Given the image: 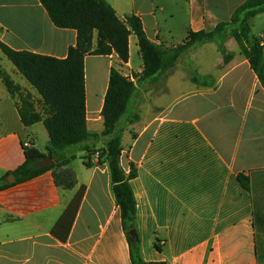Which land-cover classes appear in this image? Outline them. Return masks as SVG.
<instances>
[{
  "label": "crops",
  "instance_id": "1",
  "mask_svg": "<svg viewBox=\"0 0 264 264\" xmlns=\"http://www.w3.org/2000/svg\"><path fill=\"white\" fill-rule=\"evenodd\" d=\"M105 1L123 21L140 18L151 42L173 49L190 32L230 23L248 0ZM254 19L247 46L259 40L264 55V28L255 35ZM0 42L16 51L65 59L77 43V31L56 27L40 0H0ZM225 49L231 56L227 63L217 42L195 45L174 68L155 76L157 81L136 83L133 105H138L139 120L129 125L127 141L123 135L121 164L127 172L130 164L137 168L130 185L147 263L264 264V82L233 37ZM129 53L128 63L116 54L85 58L91 133L104 130L112 67L134 82L143 71V64L133 67V54L141 57L134 34ZM1 72L40 98L0 49V178L25 163L24 146L46 154L49 142L42 122L24 126L19 100ZM99 141L103 144L95 149L107 139ZM84 159L71 168L77 178L72 190L59 188L52 170L0 190V264H132L109 166L96 154L86 153ZM239 176L249 180V189ZM82 186L77 218L62 242L52 231Z\"/></svg>",
  "mask_w": 264,
  "mask_h": 264
},
{
  "label": "trees",
  "instance_id": "2",
  "mask_svg": "<svg viewBox=\"0 0 264 264\" xmlns=\"http://www.w3.org/2000/svg\"><path fill=\"white\" fill-rule=\"evenodd\" d=\"M40 1L56 27L77 31V43L69 49L67 58L58 59L28 51H16L0 42L3 54L40 97L37 99L32 93L24 91L7 73L1 72L7 89L19 100L18 110L22 123L30 127L42 122L49 136L46 154L34 147L24 146L25 163L0 178V190L50 170L53 171L59 188L72 190L77 185V178L68 166L75 156L68 155L67 151L73 147H81L89 155L99 153L98 158L109 166L112 191L121 211L122 227L128 240L132 264H162L147 263L142 258L141 240L136 226L137 204L130 185L138 172L134 164H130L129 172L121 164L124 132L128 125L139 120V115L135 113L128 117L124 127H120V122L132 106L138 87L134 81L112 67L102 109L104 130L101 134L91 133L87 128L85 58L89 55L116 54L122 62L128 63L129 37L134 34L143 60V71L137 76V80L143 84L146 81H157L155 76L174 68L181 55L195 45L217 42L225 55V62H229L231 56L226 53L225 41L233 37L263 83V48L259 40H255L250 47L247 45L250 43V21L264 14V0H248L237 9L230 23L220 24L212 31L190 32L185 43L173 49H164L151 42L144 32L140 18L131 16L126 21L119 19L105 0ZM192 81L200 82L198 78H192ZM101 138H106V143L100 149H95L94 143ZM47 157L56 163L45 165L44 159ZM9 176L14 177L15 183L7 182ZM239 180L249 189L247 178L239 176ZM84 194L85 187L82 186L52 231L62 242L68 240ZM131 230L136 231L133 239L128 236ZM158 250L161 248L158 247Z\"/></svg>",
  "mask_w": 264,
  "mask_h": 264
},
{
  "label": "rangeland",
  "instance_id": "3",
  "mask_svg": "<svg viewBox=\"0 0 264 264\" xmlns=\"http://www.w3.org/2000/svg\"><path fill=\"white\" fill-rule=\"evenodd\" d=\"M253 32L255 35H258L260 32L263 31V28H264V15H259L257 16L254 21H253ZM133 67L135 68V70L139 69V67L143 64V61H142V58L137 54V53H134L133 56ZM125 72V71H123ZM135 75V74H134ZM135 83L138 84L139 87L140 84L138 83L137 81V78H136V75H135ZM143 86V85H142ZM96 94H98V92L96 91L95 92ZM135 98V97H134ZM138 105L135 104L133 105V102H132V106L130 107V109L127 111L126 115L124 116V118L122 119V121L120 122V127H124L125 125V122H126V119L130 116H132L133 114L137 113L135 109V107H137ZM129 125L127 126L126 130L128 129ZM128 130L126 132H124L126 134V139L125 141L128 140L129 137V133H127ZM103 143L101 141H98L96 143H94V145L96 146H100L102 145ZM38 145H39V148L41 150H44L45 149V145H46V142L44 139L40 138L39 142H38ZM86 151L83 150L81 147H73V148H70L68 151H67V154L68 155H74L75 158L73 160H71L70 162V165L69 167L70 168H73V167H78L79 165H81L83 163V160L84 159V156L86 155ZM99 154V153H96V155ZM98 156V155H97Z\"/></svg>",
  "mask_w": 264,
  "mask_h": 264
},
{
  "label": "water",
  "instance_id": "4",
  "mask_svg": "<svg viewBox=\"0 0 264 264\" xmlns=\"http://www.w3.org/2000/svg\"><path fill=\"white\" fill-rule=\"evenodd\" d=\"M56 162L52 159V158H50V157H47L46 159H44V164L45 165H50V164H55ZM8 182H10V183H14L15 182V179H14V177L13 176H9L8 177ZM128 236L131 238V239H133V238H135L136 237V231L135 230H131L129 233H128Z\"/></svg>",
  "mask_w": 264,
  "mask_h": 264
},
{
  "label": "built area",
  "instance_id": "5",
  "mask_svg": "<svg viewBox=\"0 0 264 264\" xmlns=\"http://www.w3.org/2000/svg\"><path fill=\"white\" fill-rule=\"evenodd\" d=\"M98 156L97 157H99V154H97Z\"/></svg>",
  "mask_w": 264,
  "mask_h": 264
}]
</instances>
